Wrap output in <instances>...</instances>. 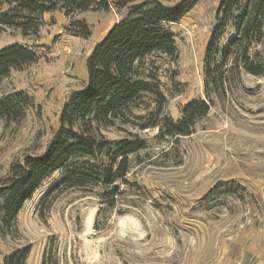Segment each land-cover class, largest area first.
<instances>
[{"label": "rangeland", "instance_id": "rangeland-1", "mask_svg": "<svg viewBox=\"0 0 264 264\" xmlns=\"http://www.w3.org/2000/svg\"><path fill=\"white\" fill-rule=\"evenodd\" d=\"M147 1L176 7L183 0H136L118 10L76 13L73 19L92 30L89 40L67 31L63 10L46 13L37 35L0 29V50L21 44L40 55L0 81V99L22 91L33 100L20 125L0 122V186L13 165L45 153L64 105L88 83L86 61L95 46ZM220 1L201 0L169 26L176 59L155 54L143 62L144 78L157 84L166 97L164 114L174 121L194 101L210 104L194 134L162 140L158 128L142 130L158 107L154 95H145L131 108L129 123L102 132L106 140L148 143L131 157L113 200H103L100 188L52 193L59 181L53 176L20 210L16 231L5 235L0 224V264L25 247H31L27 264H264V77L240 69L227 73L223 88L206 86L205 57ZM227 34L222 43L234 35L232 29ZM250 58L264 60V48L252 47ZM226 189L234 194L222 193Z\"/></svg>", "mask_w": 264, "mask_h": 264}, {"label": "trees", "instance_id": "trees-1", "mask_svg": "<svg viewBox=\"0 0 264 264\" xmlns=\"http://www.w3.org/2000/svg\"><path fill=\"white\" fill-rule=\"evenodd\" d=\"M136 0H0V29L21 30L24 36L37 35L46 13L63 10L69 18L67 31L87 40L90 26L73 19L76 13L91 9L111 11L133 4ZM201 0H183L176 7L159 1L133 6L129 16L111 28L86 61L88 83L73 94L62 109L60 129L40 156L27 157L12 166L10 175L0 186V224L3 234L16 231L18 214L35 191L47 180L59 175L52 193L64 189L100 188L107 203L118 194L116 185L131 171V157L148 149L139 137L106 140L102 134L117 123H129L131 108L145 95H154L158 107L152 120L142 130L158 128L162 140L180 139L194 134L197 122L211 108L206 101L184 106L183 117L174 121L164 114L166 97L157 84L144 78L143 62L155 54L176 59V37L170 29L187 17ZM217 25L206 53V86L223 88L227 73L242 69L264 77V60L250 58L252 47L264 48V0H221ZM6 7V9H3ZM229 29L232 38L222 43ZM40 55L25 45L16 44L0 50V81L14 71H23L37 63ZM229 60H233L227 69ZM33 100L24 92L0 99V122L20 125L27 117ZM222 191V190H221ZM222 193L234 194L232 189ZM106 212L102 208L95 222ZM31 247L14 251L5 264H27ZM45 264V263H44Z\"/></svg>", "mask_w": 264, "mask_h": 264}, {"label": "bare ground", "instance_id": "bare-ground-1", "mask_svg": "<svg viewBox=\"0 0 264 264\" xmlns=\"http://www.w3.org/2000/svg\"><path fill=\"white\" fill-rule=\"evenodd\" d=\"M91 219V218H90ZM93 220V219H92ZM92 223V222H91Z\"/></svg>", "mask_w": 264, "mask_h": 264}]
</instances>
